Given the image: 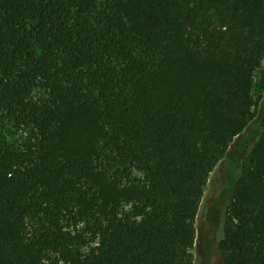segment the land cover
I'll return each mask as SVG.
<instances>
[{"label": "trees", "instance_id": "obj_1", "mask_svg": "<svg viewBox=\"0 0 264 264\" xmlns=\"http://www.w3.org/2000/svg\"><path fill=\"white\" fill-rule=\"evenodd\" d=\"M263 60L264 0H0V264H192ZM228 210L264 264V132Z\"/></svg>", "mask_w": 264, "mask_h": 264}, {"label": "rangeland", "instance_id": "obj_2", "mask_svg": "<svg viewBox=\"0 0 264 264\" xmlns=\"http://www.w3.org/2000/svg\"><path fill=\"white\" fill-rule=\"evenodd\" d=\"M255 82L259 98L254 116L243 132L233 139L209 174L195 218L196 238L191 249L192 264H224L218 245L224 237L235 181L242 162L264 132V60ZM12 133H8V139L15 142L17 134Z\"/></svg>", "mask_w": 264, "mask_h": 264}]
</instances>
